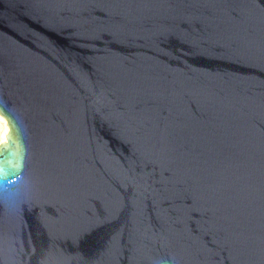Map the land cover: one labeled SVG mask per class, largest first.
<instances>
[{"label":"water","instance_id":"1","mask_svg":"<svg viewBox=\"0 0 264 264\" xmlns=\"http://www.w3.org/2000/svg\"><path fill=\"white\" fill-rule=\"evenodd\" d=\"M0 264H264V0H0Z\"/></svg>","mask_w":264,"mask_h":264},{"label":"bare ground","instance_id":"2","mask_svg":"<svg viewBox=\"0 0 264 264\" xmlns=\"http://www.w3.org/2000/svg\"><path fill=\"white\" fill-rule=\"evenodd\" d=\"M6 123V119L0 115V143L6 141V134L9 131Z\"/></svg>","mask_w":264,"mask_h":264},{"label":"built area","instance_id":"3","mask_svg":"<svg viewBox=\"0 0 264 264\" xmlns=\"http://www.w3.org/2000/svg\"><path fill=\"white\" fill-rule=\"evenodd\" d=\"M7 124V123H6Z\"/></svg>","mask_w":264,"mask_h":264}]
</instances>
